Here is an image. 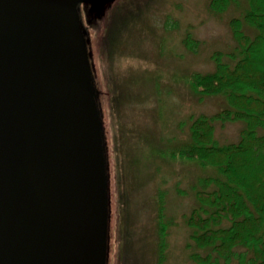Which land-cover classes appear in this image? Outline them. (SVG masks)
<instances>
[{"label":"rangeland","instance_id":"374dc122","mask_svg":"<svg viewBox=\"0 0 264 264\" xmlns=\"http://www.w3.org/2000/svg\"><path fill=\"white\" fill-rule=\"evenodd\" d=\"M240 3L217 14L209 10V0L116 1L100 16L83 8L108 162L109 264H158L163 223L159 264H193L184 222L196 207L193 187L218 173L164 154L188 139L190 117L227 107L220 97L199 100L187 80L213 70V53H232L228 22L242 16L245 3ZM187 35L198 42L193 52L183 44ZM213 126L219 146L236 143L245 127L242 121ZM255 162L247 164L254 177L262 167Z\"/></svg>","mask_w":264,"mask_h":264},{"label":"water","instance_id":"95a60500","mask_svg":"<svg viewBox=\"0 0 264 264\" xmlns=\"http://www.w3.org/2000/svg\"><path fill=\"white\" fill-rule=\"evenodd\" d=\"M0 0V264H106L109 173L79 6Z\"/></svg>","mask_w":264,"mask_h":264},{"label":"trees","instance_id":"16d2710c","mask_svg":"<svg viewBox=\"0 0 264 264\" xmlns=\"http://www.w3.org/2000/svg\"><path fill=\"white\" fill-rule=\"evenodd\" d=\"M240 1L209 0L208 7L217 14L231 5L241 7ZM243 1L242 16L228 22L232 53H213V70L194 73L187 80L199 100L220 97L227 107L210 116L190 117L188 139L172 144L164 154L203 169L212 167L218 173L193 187L196 207L184 221L190 231L188 249H193L189 254L193 264H264V135L257 134L264 130V0ZM183 44L191 52L198 48L190 35ZM238 121L245 125L239 140L217 145L213 124ZM256 158L259 162L255 164L262 167L254 177L253 167L247 164ZM166 227L165 223L159 226V263Z\"/></svg>","mask_w":264,"mask_h":264},{"label":"flooded vegetation","instance_id":"af4514ba","mask_svg":"<svg viewBox=\"0 0 264 264\" xmlns=\"http://www.w3.org/2000/svg\"><path fill=\"white\" fill-rule=\"evenodd\" d=\"M120 1H125V0H120ZM115 3V2H114ZM112 5V4H111ZM83 8H85V6H83V5H80L79 6V14H80V17H81V19H82V14H83ZM109 8V7H108ZM86 10H87V12H88V14L90 15V13H89V9L86 7L85 8ZM98 95H99V92H98ZM101 112H102V109H101ZM103 114V113H102ZM102 120H103V115H102ZM106 146V145H105ZM110 250H108L107 251V261H106V264H109L110 263V260H109V258H110V252H109ZM119 262V261H118ZM141 262H139V263H137V264H140ZM149 264H155L154 262H152L151 260H150V263Z\"/></svg>","mask_w":264,"mask_h":264},{"label":"bare ground","instance_id":"6f19581e","mask_svg":"<svg viewBox=\"0 0 264 264\" xmlns=\"http://www.w3.org/2000/svg\"><path fill=\"white\" fill-rule=\"evenodd\" d=\"M86 8V7H85ZM81 18V17H80Z\"/></svg>","mask_w":264,"mask_h":264}]
</instances>
